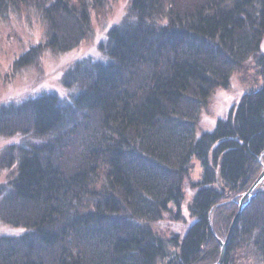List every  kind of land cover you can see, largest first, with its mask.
Returning a JSON list of instances; mask_svg holds the SVG:
<instances>
[{
	"label": "trees",
	"instance_id": "trees-1",
	"mask_svg": "<svg viewBox=\"0 0 264 264\" xmlns=\"http://www.w3.org/2000/svg\"><path fill=\"white\" fill-rule=\"evenodd\" d=\"M109 1L0 0L3 20L37 8L50 32L12 70L78 49ZM127 15L101 59L63 70L72 95L0 109L1 137L29 136L0 157V264L217 263L213 225L231 223L264 162V0H131ZM256 66L261 86L202 124L213 93ZM255 195L223 264H264V188Z\"/></svg>",
	"mask_w": 264,
	"mask_h": 264
},
{
	"label": "rangeland",
	"instance_id": "rangeland-1",
	"mask_svg": "<svg viewBox=\"0 0 264 264\" xmlns=\"http://www.w3.org/2000/svg\"><path fill=\"white\" fill-rule=\"evenodd\" d=\"M130 1L131 0H110L107 2L109 8L105 10V15L100 18L93 16L91 36L75 51L63 55L61 53L55 54L53 52L47 53L48 51H44L39 58L38 64L21 70L18 69L17 72H15V69L12 70L11 68L13 62L20 56L26 55L30 50L42 49L43 47L41 46L48 41L47 37L50 35V32L47 29V23L42 17L41 11L37 8L28 9L21 15L18 13L15 15L11 14V16H8V19L4 20L0 17V109L4 107L8 108L9 105L13 104L17 106L20 103L28 101L29 98L31 99L44 94H55L61 101L63 100L61 98L72 95V93H67L61 83L63 79V70L69 66H73L81 60L85 62L102 58L100 48L102 47V43L105 42V35L110 26L119 22L123 24L125 19L128 18L127 14ZM250 68L252 70L249 69L243 72H236L232 82L227 88L217 89V91L213 93L211 96L212 98L203 109L201 117L202 124L207 123L211 128L214 127L218 121L225 118L228 108L235 102H238L240 96L261 86L263 80L259 68L257 66ZM205 126L206 125H204V127ZM28 137L29 136H24L22 134L10 136V138H3L0 136V157L7 149L14 145H26L29 139ZM263 169L264 162H261V173L264 171ZM201 173L202 166L198 164L193 177L198 179L201 177ZM9 179L10 176H8L7 171H0V192L7 186ZM263 188L264 181L253 191V197L256 196V191H260ZM241 200L242 198H239L234 204L240 207L239 203ZM248 206H245L244 209L248 208ZM218 214L220 213L218 212ZM237 215L238 213L236 216ZM236 216L229 225L221 223V228L218 226L219 224L213 225L216 231L218 228L219 230L222 229L220 237H218L219 230L217 231L218 235H216L222 242L228 240L231 224ZM217 217V220H221L220 216ZM221 217L223 216L221 215ZM178 224L173 225L175 227L178 226ZM6 229L8 228L4 227L0 222V236L9 232V230ZM239 249L240 247L238 248V256L241 257L244 253ZM221 253L222 249H220L219 257H217L219 258L217 263L220 261ZM226 256L227 255L224 257L225 260ZM236 262L237 264H248L244 258H241V260L238 259Z\"/></svg>",
	"mask_w": 264,
	"mask_h": 264
},
{
	"label": "water",
	"instance_id": "water-1",
	"mask_svg": "<svg viewBox=\"0 0 264 264\" xmlns=\"http://www.w3.org/2000/svg\"><path fill=\"white\" fill-rule=\"evenodd\" d=\"M264 170V169H263ZM257 182L249 189L248 193L246 195H244L242 197V200L240 201V208H239V212H238V215L236 216V218L233 220L232 222V226L230 228V231H229V238H227L228 240L225 241V242H222L220 239L218 240L219 241V244H220V248L222 249V253H221V256H220V261L217 263V264H223L224 261H225V255H226V251H227V246L230 242V239H231V235H232V232L234 231L235 227H236V223L241 215V212L243 211L245 205L243 203L244 200L246 199H249V198H252V193L253 191L259 187V184L262 183L264 181V171L261 173V175L259 176V178L256 180Z\"/></svg>",
	"mask_w": 264,
	"mask_h": 264
}]
</instances>
